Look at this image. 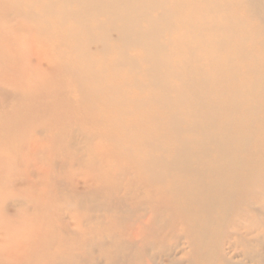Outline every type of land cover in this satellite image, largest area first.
<instances>
[{
  "label": "bare ground",
  "instance_id": "6f19581e",
  "mask_svg": "<svg viewBox=\"0 0 264 264\" xmlns=\"http://www.w3.org/2000/svg\"><path fill=\"white\" fill-rule=\"evenodd\" d=\"M68 72L85 88L68 94L57 80ZM262 95L264 0H0L2 131L13 119L31 122L52 143L51 156L70 155L71 124L84 115L94 144L99 137L124 154H109L98 171L87 163L84 176L76 150L50 168H25L28 180H48L55 197L66 188L52 173L75 170L69 195L80 194L83 179L100 224L116 210L124 227L111 235L114 250L127 235L128 260L98 251L94 264H130L136 248L140 258L153 250L149 264H212L213 255L214 264H264V225L245 224L252 210L243 207L264 178ZM186 132L192 137L181 139ZM21 164L12 159L9 170ZM76 207L85 208L78 199ZM66 222L49 235L47 252L62 256ZM83 222L71 227L77 240ZM228 223L233 232L221 230ZM161 254L166 261H157ZM73 255L79 264L82 254Z\"/></svg>",
  "mask_w": 264,
  "mask_h": 264
},
{
  "label": "rangeland",
  "instance_id": "374dc122",
  "mask_svg": "<svg viewBox=\"0 0 264 264\" xmlns=\"http://www.w3.org/2000/svg\"><path fill=\"white\" fill-rule=\"evenodd\" d=\"M61 78L63 79L61 87L66 85L68 94H75L74 90L76 88H85L81 83V79L73 76L70 72L62 74L57 80L60 81ZM69 99L71 102L74 100L75 103L74 96L69 97ZM260 99L264 101L263 95ZM79 107L81 108V106ZM73 122L71 126L75 129L72 141L75 142V148L73 147V152L71 151L70 155L66 152L62 153L58 151L55 152L54 156H51L52 143L41 142L35 134L31 122L13 119L12 123L14 126L9 127L6 131H2L0 128V240H4V243L0 245V264H75L74 252L82 254V261L80 260L79 264H94L98 251L102 252L100 256L108 259L110 262L116 252L122 260H128L126 257L127 249L124 248V240L127 238V235L121 238V249L118 251L114 250L115 240L112 239L111 235L117 230H122L124 227V224L114 221L116 210L113 209L111 213L107 212L102 217L103 223H98L96 216L99 215V212H96L94 209L93 196L86 193L83 179H80L76 183L80 185L78 187L80 194L75 197L69 195L70 190L73 188L72 183L77 181L75 170H67L66 168L59 169V171L55 170L54 172L53 170H49V173L53 172L52 175L57 176L65 184L64 189L66 188L67 195L65 194L60 197H55L56 193L54 196L48 193V188H51L48 180H42L43 178L40 176H32L30 180L27 178L29 174L27 175L25 168L28 167L27 164L29 162H35L39 166L50 168L54 165L55 159L62 162L65 155L69 156V158H71L70 156L73 157L75 150L77 151V155L83 156L86 160L85 166L79 171L81 176H84L88 170L87 163L90 170L98 171L103 168L99 162L104 163L107 158L112 162L109 154L113 153V157H122L124 155L120 149H112L109 144L106 147V144L99 137L93 138L96 144L87 137L88 129L84 127V124L86 122L87 126H89V122H92L89 116L84 117V115H81L78 120H74ZM168 133L166 132L164 133L166 135L161 136V138L159 137L163 145L171 139ZM190 137H192V134L187 132L181 135V139L184 140ZM28 146L32 149L31 153L28 151ZM104 147L106 148L104 149ZM100 158H103V160ZM12 159L21 160V166L24 167L17 171H10L8 161ZM95 180L93 178L91 185L97 188ZM52 187L57 192L62 190L57 184H54ZM159 187L155 186V188ZM77 199L82 201V205L85 206L86 210L83 208L81 211L76 207ZM245 200L247 203L243 204V207L252 211H250L251 217H248L244 223H258L262 230L264 225V178L259 184L246 192ZM249 202L250 205H248ZM254 210L257 211L254 212ZM82 220L84 222L81 225L82 230L77 240L73 236L71 227H78L80 225H78V222ZM65 221L68 223L66 222L67 232L62 239L65 247L62 256L52 249L48 250L47 248L49 251L47 252L45 242L49 238V235L53 234L56 228ZM234 229V226L232 227L230 223H228V226L221 227L222 231L230 230L233 232ZM171 241L167 240L168 243ZM147 244L150 249L152 243L147 242ZM152 252L153 250H150L149 253L147 252L140 258V251L136 248L134 250L136 258L130 264H141L142 261L144 264H149L148 262L152 263ZM228 252L229 255H236H233L232 251L228 250ZM5 253L12 255L15 260H17L19 254H23L24 261L22 263L9 261L3 256ZM235 259L240 260L242 257L238 254L235 256ZM162 260L166 261L167 257L161 254V256L157 257V261ZM215 260L216 255H213L212 264H214ZM204 264L208 263L205 262Z\"/></svg>",
  "mask_w": 264,
  "mask_h": 264
}]
</instances>
